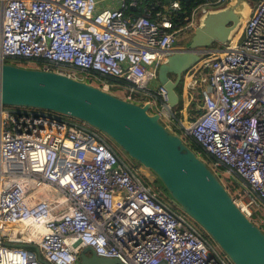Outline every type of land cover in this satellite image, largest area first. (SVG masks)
Instances as JSON below:
<instances>
[{
	"label": "built area",
	"instance_id": "obj_1",
	"mask_svg": "<svg viewBox=\"0 0 264 264\" xmlns=\"http://www.w3.org/2000/svg\"><path fill=\"white\" fill-rule=\"evenodd\" d=\"M232 2L191 0L186 14L183 0H0V65L35 64L149 105L227 175L264 231V0L182 74L181 109L159 82L181 38ZM146 171L86 122L0 104V264H79L86 248L118 264H233Z\"/></svg>",
	"mask_w": 264,
	"mask_h": 264
},
{
	"label": "water",
	"instance_id": "obj_2",
	"mask_svg": "<svg viewBox=\"0 0 264 264\" xmlns=\"http://www.w3.org/2000/svg\"><path fill=\"white\" fill-rule=\"evenodd\" d=\"M240 24V10L235 7L212 11L186 47L170 54L160 67L159 82L168 91L172 109L180 103L182 74L213 46L228 43ZM0 104L53 111L86 122L128 159L150 170L172 204L193 219L233 264H264V231L243 214L218 175L191 145L150 113L149 105L134 104L63 74L12 64L0 65ZM79 264L118 261L98 257L86 248Z\"/></svg>",
	"mask_w": 264,
	"mask_h": 264
},
{
	"label": "rangeland",
	"instance_id": "obj_3",
	"mask_svg": "<svg viewBox=\"0 0 264 264\" xmlns=\"http://www.w3.org/2000/svg\"><path fill=\"white\" fill-rule=\"evenodd\" d=\"M244 2L246 3V0H244ZM247 2L249 3V10H250L251 8H253V7L257 4L258 0H247ZM229 6H230V4H229ZM240 12H241V9H240ZM243 24H244V23H243ZM243 24H242V25L240 24V27H239V29L237 30L236 34H237V33L239 34L240 30H241L242 27H243ZM236 34H235V35H236ZM192 36H193V35L191 34V35H189V37H187V38H186V37H182L181 40H180V42L177 44L176 47H183V48L186 47V45H187V44L189 43V41L191 40ZM20 67H23V66H20ZM35 67H36L35 64H27V65H26V68H32V69H34ZM182 86H183V82L180 83L179 88L182 89ZM109 93H111V94L114 95V96L120 97V98H123V97H124V93L121 92V91H119V90H117V89H113V88H111V89L109 90ZM180 94H181V92H180ZM140 102H141V104H143V103H144V100H141ZM177 110H178V108L175 109V111H177ZM130 161H132V160H130ZM132 162H133V163H136L135 161H132ZM206 163H207L208 166H209V162H206ZM146 173L153 175V174L150 172V170H147ZM226 176H227V175H224V176L222 177V180H221V181H222V183L224 184V186L228 189V191H231L232 188H233L234 186L232 185L231 181L228 180V177H226ZM154 180H156V179H154ZM156 186H157L158 188L164 190L165 193L168 195L167 191L163 188L162 184H161L159 181H157V180H156ZM262 227L264 228V226H262Z\"/></svg>",
	"mask_w": 264,
	"mask_h": 264
},
{
	"label": "bare ground",
	"instance_id": "obj_4",
	"mask_svg": "<svg viewBox=\"0 0 264 264\" xmlns=\"http://www.w3.org/2000/svg\"><path fill=\"white\" fill-rule=\"evenodd\" d=\"M231 7H235L237 8V10H240L241 9V12H240V23L241 24H245V21L249 15V6L247 3H242L241 0H233V2L230 4ZM241 32H242V29H241ZM146 170H148L146 168Z\"/></svg>",
	"mask_w": 264,
	"mask_h": 264
},
{
	"label": "trees",
	"instance_id": "obj_5",
	"mask_svg": "<svg viewBox=\"0 0 264 264\" xmlns=\"http://www.w3.org/2000/svg\"><path fill=\"white\" fill-rule=\"evenodd\" d=\"M183 7H184V10H185L186 14L190 12V5L183 4ZM186 14H185V13L183 14V12H182V17H184ZM175 23L178 24L179 22H178L177 20H175ZM180 92H182V89H181V88H178V93H179V95H180ZM181 108H182V105H180L178 109H181ZM190 145H191L192 149H193L198 155L201 156L202 159L207 160V156H206V155H203V154L201 153V150H200L199 146H198L196 143L192 142V143H190ZM157 181H158V180H157Z\"/></svg>",
	"mask_w": 264,
	"mask_h": 264
},
{
	"label": "crops",
	"instance_id": "obj_6",
	"mask_svg": "<svg viewBox=\"0 0 264 264\" xmlns=\"http://www.w3.org/2000/svg\"><path fill=\"white\" fill-rule=\"evenodd\" d=\"M179 48H183V47H179Z\"/></svg>",
	"mask_w": 264,
	"mask_h": 264
}]
</instances>
